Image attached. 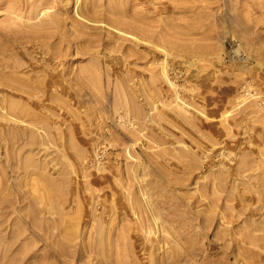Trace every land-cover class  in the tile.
I'll return each mask as SVG.
<instances>
[{
  "label": "rangeland",
  "instance_id": "374dc122",
  "mask_svg": "<svg viewBox=\"0 0 264 264\" xmlns=\"http://www.w3.org/2000/svg\"><path fill=\"white\" fill-rule=\"evenodd\" d=\"M258 2L0 0V99L23 112L0 118V264H264V214L242 231L222 191L230 254L167 258L169 211L212 172L246 160L229 187L253 210L264 189Z\"/></svg>",
  "mask_w": 264,
  "mask_h": 264
},
{
  "label": "bare ground",
  "instance_id": "6f19581e",
  "mask_svg": "<svg viewBox=\"0 0 264 264\" xmlns=\"http://www.w3.org/2000/svg\"><path fill=\"white\" fill-rule=\"evenodd\" d=\"M253 2V1H252ZM254 3V2H253ZM259 6L260 13L263 18L264 23V0H259L257 3ZM1 6V5H0ZM44 15H46V9L43 7L41 10ZM39 38L37 36L28 37L25 43H34L38 44ZM22 43V42H20ZM21 70V66L19 64H16V67L14 71ZM16 80V79H15ZM17 80L16 82H18ZM19 86L10 87L12 90L18 91V93H22L23 95L28 94L27 97H25L26 100H29L30 103H40L41 99L39 96H36L34 93L35 90L31 89V93L27 92L26 86L21 84H18ZM38 89V88H36ZM20 95V94H17ZM23 97V96H22ZM16 104H10L7 103L6 100L0 99V110L3 111V113H0V118H5L6 114H15L17 113L19 116L22 111L16 112ZM247 161L243 160V162L237 167L234 168V166L225 167L224 169H220L218 171L212 172L209 175V180L205 182L202 185L198 186V189L200 191V196L197 198L194 202H179L177 205H174L172 208V211L170 213V229H167V233H169V230H172V234L175 236V242L174 247H172L173 254L171 256H168L169 261L178 263L177 260L181 254H186V257L194 258L196 257L200 252H206L207 255L211 254H217L219 252H222L223 255L230 254L231 252V245L226 241L225 236L232 235L231 229L232 226H226V223L229 225L233 223V218L231 217L232 214H227L224 212H220L217 209H220L221 206L218 205L217 199L214 197L217 192H228L226 196V200H228V195L230 193L231 199L235 200L237 202L236 210H237V218L239 216H242V214H250L254 215V213L260 212L261 214H264V189L263 191H259L256 189V192L258 193L257 198V207L253 210V207L247 204V199L245 189L241 188L236 185L231 184L229 187L230 179L242 176L243 174H246L249 170V167L247 166ZM251 187H255V185L252 184ZM234 190V192L232 191ZM203 199L205 203H202L201 200ZM189 199V198H188ZM205 204V207L201 210H198L196 207L197 203ZM256 204V203H255ZM151 210H149V220L152 224V232L151 234L156 236L155 241L159 243L160 241H163V237L161 238V231L160 229V220L161 216L158 215L159 211L158 208L150 206ZM157 211V212H156ZM218 219L222 221L218 222ZM240 224L242 227V231H247L251 228H253L251 220L248 216L244 218H239ZM221 226H218V224ZM225 225V226H224ZM207 232H206V231ZM210 234L216 239L217 242H221L219 246L215 244V241H205L207 234ZM241 235H244L241 233ZM245 236V235H244ZM246 238V237H245ZM241 238V244L244 243V239ZM187 244V246H185ZM183 250V252H182Z\"/></svg>",
  "mask_w": 264,
  "mask_h": 264
}]
</instances>
